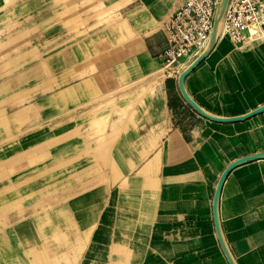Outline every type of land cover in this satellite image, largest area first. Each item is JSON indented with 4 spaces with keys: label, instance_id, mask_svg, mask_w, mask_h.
I'll use <instances>...</instances> for the list:
<instances>
[{
    "label": "rangeland",
    "instance_id": "rangeland-1",
    "mask_svg": "<svg viewBox=\"0 0 264 264\" xmlns=\"http://www.w3.org/2000/svg\"><path fill=\"white\" fill-rule=\"evenodd\" d=\"M133 1L0 0V264L142 259L155 204L144 168L161 154L147 147L159 125L143 122L160 116L155 87L171 69L138 45L147 24L130 20ZM141 3L159 29L165 11L151 10L167 0ZM253 29L241 48L226 41L255 50L264 24ZM220 61L227 78L253 81ZM97 186L95 200L72 203Z\"/></svg>",
    "mask_w": 264,
    "mask_h": 264
},
{
    "label": "crops",
    "instance_id": "crops-1",
    "mask_svg": "<svg viewBox=\"0 0 264 264\" xmlns=\"http://www.w3.org/2000/svg\"><path fill=\"white\" fill-rule=\"evenodd\" d=\"M183 1L167 0L164 6L152 8L153 20L165 11L157 30L152 21L145 20L147 10L141 0L131 3L136 4L128 9L127 14L134 15L130 20L137 21L135 26L147 24L143 42L137 43L150 59L164 52L162 21ZM123 23L132 32L126 19ZM229 44L226 41L216 50L214 46L183 79L189 97L221 118L243 116L264 105V44L251 51H238ZM226 58L234 64L232 73L245 69L253 81L227 78L219 69L220 60ZM162 87H155L160 116L151 112L148 122H143L145 128L159 125L155 133L147 134V147L152 151L158 145L161 154L159 166L144 168L145 186L155 204L153 216L145 217L150 222L145 231L150 238L143 245L139 264H264V111L241 121L215 122L185 101L178 78L165 79ZM98 123L92 124L97 128ZM255 154L261 155L233 168L223 183L218 200L219 236L213 212L219 179L232 162ZM97 187L92 193L75 195L72 203L95 200L102 192Z\"/></svg>",
    "mask_w": 264,
    "mask_h": 264
},
{
    "label": "built area",
    "instance_id": "built-area-1",
    "mask_svg": "<svg viewBox=\"0 0 264 264\" xmlns=\"http://www.w3.org/2000/svg\"><path fill=\"white\" fill-rule=\"evenodd\" d=\"M222 0H184L162 21L166 48L160 60L171 69L168 78H178L204 56L211 43L217 12ZM223 21L226 35L236 46L252 37L251 27L264 24V0H227ZM185 59L181 65V59Z\"/></svg>",
    "mask_w": 264,
    "mask_h": 264
},
{
    "label": "water",
    "instance_id": "water-1",
    "mask_svg": "<svg viewBox=\"0 0 264 264\" xmlns=\"http://www.w3.org/2000/svg\"><path fill=\"white\" fill-rule=\"evenodd\" d=\"M219 11L220 10H218V12ZM218 12H217V16H216L215 22L217 21V18H218ZM213 36H214V34H213ZM212 39H213V37H212ZM199 59L201 60L202 58H199ZM199 59L196 62H194L192 64V66H190L189 69L185 70L178 77L179 86H180V90H181V92L183 94V97H184L185 101L195 110V112H197L199 115L203 116L204 118L209 119L211 121H215V122H236V121H241V120L248 119L249 117L264 111V105H263V106L255 109V110H253V111H251L248 114H245L243 116L229 117V118L216 117V116H213V115L207 113L206 111H204L194 100H192L189 97V95L186 93L185 88L183 86V79L192 71V69L194 68V65L198 61H200ZM260 155L261 154H255V155H250V156H245V157L239 158L238 160H235L230 165H228L227 168L223 171V173H222V175H221V177L219 179L218 186H217V189H216L215 195H214V201H213V212H214V218H215V225H216L217 233H218L219 236H220V232H219V218H218V200H219V196H220V193H221V190H222V187H223V183H224L227 175L236 166H238V165H240L241 163H244V162H249V161L256 160ZM226 255H227V257L229 258V260L231 262V259H230V256H229L228 252H226ZM231 264H232V262H231Z\"/></svg>",
    "mask_w": 264,
    "mask_h": 264
},
{
    "label": "bare ground",
    "instance_id": "bare-ground-1",
    "mask_svg": "<svg viewBox=\"0 0 264 264\" xmlns=\"http://www.w3.org/2000/svg\"><path fill=\"white\" fill-rule=\"evenodd\" d=\"M226 1L227 0H222V2H221V4H220V11L218 12V18H217V21L215 22V28H214V36H213V39L211 40V43H210V45H209V47H208V51L206 52V54L203 56V57H201L202 59L203 58H205L210 52H211V50L213 49V47L215 46V43H217L216 44V46H215V48H214V50H216V49H218V48H221V47H223L224 46V44H225V42H226V38L225 37H227V35H226V30H225V24H224V21H223V13H224V9H225V5H226ZM126 21H124V23H125ZM123 23V24H124ZM250 32H251V34L253 35V32H255V30L253 29V27H251L250 28ZM201 59V60H202ZM200 60V59H199ZM200 60V61H201ZM200 61H198V63L200 62ZM184 63H185V59L184 58H182L181 59V65H184ZM198 63H196L195 65H194V67L198 64ZM190 68V67H189ZM188 68V69H189ZM187 70V69H186ZM95 125V124H94Z\"/></svg>",
    "mask_w": 264,
    "mask_h": 264
}]
</instances>
